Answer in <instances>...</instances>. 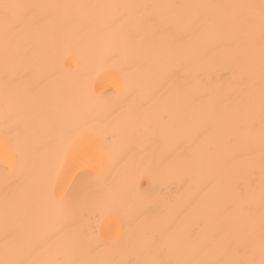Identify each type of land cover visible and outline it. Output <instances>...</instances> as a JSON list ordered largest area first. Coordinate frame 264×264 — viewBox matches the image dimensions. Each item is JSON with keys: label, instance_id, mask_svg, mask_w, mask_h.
<instances>
[{"label": "snow or ice", "instance_id": "obj_1", "mask_svg": "<svg viewBox=\"0 0 264 264\" xmlns=\"http://www.w3.org/2000/svg\"><path fill=\"white\" fill-rule=\"evenodd\" d=\"M85 38L117 82L107 99L89 77L60 74ZM209 55L232 73L226 90L197 80ZM176 67L184 78L161 91ZM193 127L187 153H146ZM0 148V264H264V0H0ZM97 155L96 176L62 187ZM137 155L201 185L191 219L165 213L162 199L137 205L128 169L112 171L116 156ZM241 167L243 190L225 183ZM113 217L120 227L106 233Z\"/></svg>", "mask_w": 264, "mask_h": 264}, {"label": "bare ground", "instance_id": "obj_2", "mask_svg": "<svg viewBox=\"0 0 264 264\" xmlns=\"http://www.w3.org/2000/svg\"><path fill=\"white\" fill-rule=\"evenodd\" d=\"M66 2L106 3L119 2V0H66ZM159 2L184 3L194 2V0H159ZM72 52V55L60 60V64L62 65L60 69L61 76L68 79H75L77 76L89 77L95 81V93L97 96L105 99L111 97L117 90L115 86L117 82L110 73L99 71V65L91 61L86 38L74 45ZM185 71L184 68L180 67L172 69L173 75L160 90L164 91L170 84L181 81L185 76ZM194 72L200 85L209 91L226 90L232 78L229 68L222 62L213 59L211 55L201 64L197 65ZM34 75L39 74L30 72L26 79H32ZM146 96V92L143 94L134 93L122 100L121 103L124 107L142 104ZM147 106L145 104V107ZM197 133L198 129L193 127L185 134L183 139L169 138L161 141L159 144H151L146 148V153L157 159L161 154L179 156L187 153L190 150L191 140L197 136ZM137 151L139 153L140 150L138 149ZM7 163L6 154L0 148V197L4 193L3 169ZM103 166L104 161L99 155L86 160L79 171L72 169L62 176V187L75 188L87 183L92 177L97 175ZM125 169H128L126 179L133 195L142 197L136 200L138 206L143 207L149 201L162 199L166 202L163 209L165 213L171 214L178 219H191V205L203 195V192L201 191V185L194 183L186 171L175 169L169 175L162 177L155 164L148 163L147 159L141 160L140 155H137L134 162L120 160L116 156L112 161L113 173ZM249 178L247 170L241 167L232 171L225 178V183L238 186L239 189L243 190L246 188ZM159 210L156 209V211ZM191 222L195 223L194 220H191ZM119 227V221L115 217L105 219L102 222V228L106 233H114Z\"/></svg>", "mask_w": 264, "mask_h": 264}]
</instances>
